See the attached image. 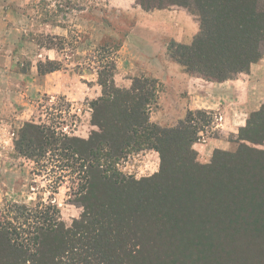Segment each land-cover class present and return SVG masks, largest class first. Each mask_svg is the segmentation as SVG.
I'll return each mask as SVG.
<instances>
[{"label": "trees", "instance_id": "obj_1", "mask_svg": "<svg viewBox=\"0 0 264 264\" xmlns=\"http://www.w3.org/2000/svg\"><path fill=\"white\" fill-rule=\"evenodd\" d=\"M135 3L145 12L179 6L199 18L191 44L173 41L167 47L190 75L221 83L247 74L264 56V0ZM155 87L154 81L135 79L129 89H116L108 81L92 107L98 131L88 140H66L87 174L81 199L89 201L81 204L80 220L67 228L50 209L17 206L13 211L22 214L13 221L34 224L25 230V223L18 228L0 222V264H264V104L251 113L240 138L263 149L241 143L235 153L215 152L204 166L192 148L201 131L193 117L206 122L208 113L188 111L172 128L150 124ZM57 142L51 129L31 120L20 129L14 150L36 160ZM131 147L158 152V172L136 181L98 177L94 189L100 170L95 159H116Z\"/></svg>", "mask_w": 264, "mask_h": 264}, {"label": "rangeland", "instance_id": "obj_2", "mask_svg": "<svg viewBox=\"0 0 264 264\" xmlns=\"http://www.w3.org/2000/svg\"><path fill=\"white\" fill-rule=\"evenodd\" d=\"M175 11L188 14L199 31V18L183 7L143 13L164 22ZM136 21L127 11L110 7L109 0H0V222L13 227L25 223L21 228L31 229L32 219L13 221L22 214L13 211L17 206L34 212L50 209L67 228L80 220L81 204L89 201L81 199L87 174L83 172L85 163L74 155L66 140H88L98 131L92 124V107L102 97L108 81L116 89H129L135 79L154 81L148 121L161 128H172L188 111H196L171 106L174 98L186 97L181 88L183 81L177 80L181 86L171 87L176 81L167 74L168 69L172 71L170 66L175 64L181 73L198 78L169 57L167 47L174 40L139 29ZM52 68L56 70L43 71ZM201 80L200 94L207 101L213 96L208 87L217 83ZM215 94L217 98V91ZM201 111L207 112L210 119L201 123L193 117V122L201 126L199 139L192 145L199 164H211L217 151L235 153L241 143L263 149L240 140L241 129L252 112L237 131L223 133L219 130L220 113ZM31 120L45 124L58 139L51 152L36 160L24 159L14 150L20 129ZM217 139L227 142L228 148L224 145L209 150V142ZM93 164L100 165L99 176L94 175L95 189L98 177L135 181L151 177L159 170L160 157L153 149L131 147L119 158L100 156Z\"/></svg>", "mask_w": 264, "mask_h": 264}, {"label": "crops", "instance_id": "obj_3", "mask_svg": "<svg viewBox=\"0 0 264 264\" xmlns=\"http://www.w3.org/2000/svg\"><path fill=\"white\" fill-rule=\"evenodd\" d=\"M109 1L110 7L118 11H127L133 17H136L139 29L153 32L159 36L171 37L181 44H189L198 31L197 22L181 11H175V15L171 13L172 18L161 22L150 15L144 14L145 12L143 13L141 8L135 5V0ZM170 68L172 71L170 72V69H168L167 74L170 79L176 81L171 87L175 88V86L180 85L177 80L183 81L181 88L185 90L186 97L183 100L174 98L171 106L187 110H217L221 115L219 130L223 133L237 131L238 128L244 125L247 115L250 112L257 111L264 104V56L257 63L250 66L247 74H241L234 79L221 83L211 84L208 88L211 89L213 96L207 101L200 94V89H203L201 79L181 73L175 64ZM216 91L217 98L214 96ZM224 145H227L228 148L229 144L224 142L223 139H217L210 141L207 146L210 148L209 150H212L213 148H222ZM195 150L199 151L200 149L195 146ZM206 151L208 150L206 149Z\"/></svg>", "mask_w": 264, "mask_h": 264}]
</instances>
